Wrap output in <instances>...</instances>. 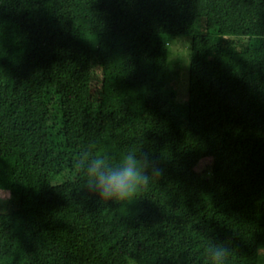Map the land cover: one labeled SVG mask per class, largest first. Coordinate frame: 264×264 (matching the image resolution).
Returning <instances> with one entry per match:
<instances>
[{
    "label": "trees",
    "instance_id": "1",
    "mask_svg": "<svg viewBox=\"0 0 264 264\" xmlns=\"http://www.w3.org/2000/svg\"><path fill=\"white\" fill-rule=\"evenodd\" d=\"M170 35L191 36L183 102L164 94ZM87 149L140 152L161 175L101 200L75 167ZM13 198L0 264H213L217 247L264 264V0H0Z\"/></svg>",
    "mask_w": 264,
    "mask_h": 264
},
{
    "label": "clouds",
    "instance_id": "2",
    "mask_svg": "<svg viewBox=\"0 0 264 264\" xmlns=\"http://www.w3.org/2000/svg\"><path fill=\"white\" fill-rule=\"evenodd\" d=\"M83 173L84 186L101 200L131 201L150 179H158L161 170L147 155L129 151L116 163H110L102 154L83 150L75 164ZM228 253L224 248H214L211 253L213 264H222Z\"/></svg>",
    "mask_w": 264,
    "mask_h": 264
},
{
    "label": "rangeland",
    "instance_id": "3",
    "mask_svg": "<svg viewBox=\"0 0 264 264\" xmlns=\"http://www.w3.org/2000/svg\"><path fill=\"white\" fill-rule=\"evenodd\" d=\"M190 39L191 36L188 35H170L164 37L167 46V71L164 94L174 92L180 102H183L187 98L188 66L191 57ZM196 170L203 176H209L211 172V159H202L198 163ZM15 205V198L12 200L0 199V212L7 213L15 208ZM260 261L264 262V251L260 255ZM129 264L135 263L131 261Z\"/></svg>",
    "mask_w": 264,
    "mask_h": 264
}]
</instances>
